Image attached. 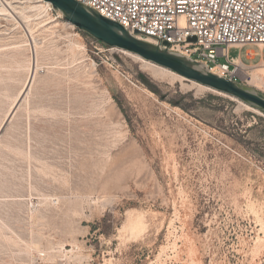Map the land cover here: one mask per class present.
Here are the masks:
<instances>
[{
	"label": "rangeland",
	"instance_id": "rangeland-1",
	"mask_svg": "<svg viewBox=\"0 0 264 264\" xmlns=\"http://www.w3.org/2000/svg\"><path fill=\"white\" fill-rule=\"evenodd\" d=\"M35 1L0 0V264H264V110Z\"/></svg>",
	"mask_w": 264,
	"mask_h": 264
},
{
	"label": "built area",
	"instance_id": "built-area-1",
	"mask_svg": "<svg viewBox=\"0 0 264 264\" xmlns=\"http://www.w3.org/2000/svg\"><path fill=\"white\" fill-rule=\"evenodd\" d=\"M77 1L119 22L133 34L139 30L138 37L162 45L167 41L174 52L202 61L236 81L242 80L244 67H248L231 59L229 47L264 45V0ZM193 36L197 41L189 40Z\"/></svg>",
	"mask_w": 264,
	"mask_h": 264
},
{
	"label": "water",
	"instance_id": "water-1",
	"mask_svg": "<svg viewBox=\"0 0 264 264\" xmlns=\"http://www.w3.org/2000/svg\"><path fill=\"white\" fill-rule=\"evenodd\" d=\"M64 18L87 32L103 45L137 53L146 60L169 68L187 79L197 81L217 92L236 97L264 110V96L242 85L239 81L213 72L204 62L171 50V43L156 44L131 33L125 26L77 0H46ZM197 41V37L189 38Z\"/></svg>",
	"mask_w": 264,
	"mask_h": 264
},
{
	"label": "bare ground",
	"instance_id": "bare-ground-1",
	"mask_svg": "<svg viewBox=\"0 0 264 264\" xmlns=\"http://www.w3.org/2000/svg\"><path fill=\"white\" fill-rule=\"evenodd\" d=\"M37 2H42V4H39V5H37V7L38 8H42V9H45V10H51L52 8H51V6H52V3H50V2H48V1H46V0H36ZM35 1V2H36ZM4 4V3H3ZM6 4V3H5ZM3 7V6H2ZM53 7V6H52ZM30 8H32V7H30ZM54 9V8H53ZM25 10V9H24ZM58 13H60L61 15H63V13L61 12V11H59ZM0 14H2V13H0ZM71 23V22H70ZM71 24H73V23H71ZM148 41H151V42H153V40L150 38V39H148ZM37 43L38 42H36V41H34V43H32V45H33V53H34V65H33V70L31 71L32 73H31V79L29 80V82H28V85H27V88H26V90L22 93V95H21V97H20V99H19V101L16 103V105L14 106V108L11 110V112H10V114H9V117H8V120L14 115V113L16 112V109L22 104V102H23V100H24V98H25V95H26V93H27V91L28 90H30V88H31V86H32V82H34V79H35V76H36V69H37V66H38V64H37V48H36V46H37ZM72 43V42H71ZM71 45V44H70ZM78 47H79V45H78ZM127 51V50H126ZM173 51V50H172ZM127 52H129V51H127ZM134 56H136V57H138V58H140V59H142V60H144V62L146 63V64H150V65H153V66H156V67H158V68H162V69H164V70H167V71H169V72H171V74H174L175 76H178V77H180V78H186V77H184V76H182V75H180V74H178V73H176L175 71H173V70H171V69H169V68H166V67H164V66H161V65H158V64H156V63H154V62H152V61H150V60H146V59H144L143 57H141L139 54H137V53H133V52H131ZM261 65V64H260ZM253 66V67H248L247 69L244 67V71L242 72V76H249V77H251L252 78V80H254V81H258L259 79H260V73L261 72H257L259 69H260V67H263L262 69H264V65L262 64L261 66ZM251 68V72L250 73H248L249 72V69ZM259 68V69H258ZM258 69V70H257ZM212 71L213 72H216V73H219L216 69H212ZM264 74V73H263ZM264 77V76H263ZM262 79H264V78H262ZM190 80V79H189ZM251 80V81H252ZM196 82V84L198 83L199 84V86H202V87H205V88H207V89H209V90H212V91H214V92H217V91H215V90H213L212 88H210V87H208V86H206V85H203V84H201V83H199V82H197V81H195ZM194 82V83H195ZM260 82V81H259ZM263 83V82H262ZM258 85H260V83L258 84ZM30 92V91H29ZM217 93H219V94H223V95H226V94H224V93H221V92H217ZM226 96H228V95H226ZM230 98H232L233 100H238V101H240L241 103H244V101H242V100H240V99H238V98H236V97H233V96H230Z\"/></svg>",
	"mask_w": 264,
	"mask_h": 264
},
{
	"label": "crops",
	"instance_id": "crops-1",
	"mask_svg": "<svg viewBox=\"0 0 264 264\" xmlns=\"http://www.w3.org/2000/svg\"><path fill=\"white\" fill-rule=\"evenodd\" d=\"M229 52L233 61L243 63L247 67L264 65V45L233 44L229 47ZM231 52L234 55H231Z\"/></svg>",
	"mask_w": 264,
	"mask_h": 264
}]
</instances>
